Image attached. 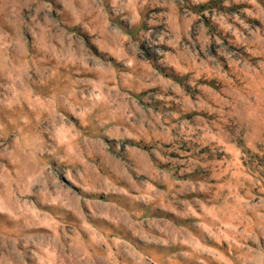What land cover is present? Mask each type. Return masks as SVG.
I'll return each instance as SVG.
<instances>
[{
	"label": "clouds",
	"instance_id": "obj_1",
	"mask_svg": "<svg viewBox=\"0 0 264 264\" xmlns=\"http://www.w3.org/2000/svg\"><path fill=\"white\" fill-rule=\"evenodd\" d=\"M0 264H264V0H0Z\"/></svg>",
	"mask_w": 264,
	"mask_h": 264
}]
</instances>
